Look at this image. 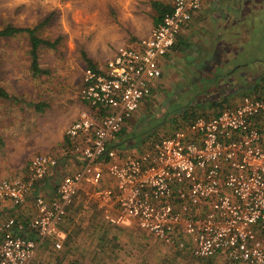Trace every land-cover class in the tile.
<instances>
[{
  "label": "built area",
  "instance_id": "2783aa9c",
  "mask_svg": "<svg viewBox=\"0 0 264 264\" xmlns=\"http://www.w3.org/2000/svg\"><path fill=\"white\" fill-rule=\"evenodd\" d=\"M202 2L172 0L148 36L84 68L81 98L90 111L65 130V154L81 166L63 175L54 197L34 196L26 225L0 223V264H28L46 240L60 249L59 226L80 195L82 207L93 205L110 224L135 222L171 247L183 248L188 237L196 258L220 253L233 264H264V95H245L139 152L118 148L120 131L162 76L160 58ZM57 165L52 154L33 155L21 176L0 180V202L25 205Z\"/></svg>",
  "mask_w": 264,
  "mask_h": 264
},
{
  "label": "rangeland",
  "instance_id": "374dc122",
  "mask_svg": "<svg viewBox=\"0 0 264 264\" xmlns=\"http://www.w3.org/2000/svg\"><path fill=\"white\" fill-rule=\"evenodd\" d=\"M153 1L171 4L172 0H0V29L9 24L37 27L40 38H60L54 48H38L39 66L47 72L38 75L30 70L26 33L0 38V84L15 98H0L9 141L18 137L37 153L42 151L37 148H57L65 124L81 106L77 102L86 59L98 67L118 46H131L148 36L156 15ZM235 1L204 0L195 14L198 18L194 16L181 29L177 47L160 58L161 78L118 137L119 152L141 151L153 138L175 131L190 112L213 115L229 105L212 102L236 100L238 90L242 92L244 85L258 79L254 75L264 73V0H248L253 7L245 6V13L232 9L240 4ZM230 9L235 14L220 17ZM235 19L227 30L243 36L244 43L238 41L241 48L238 52L224 49L223 55L234 53L230 59L228 55L211 58L213 45L234 38L216 36L225 29V21ZM74 214L77 222L67 232V244L59 250L49 243L42 245L28 264H67L74 259L82 264H233L223 255L209 261L178 254L132 221L113 226L89 210Z\"/></svg>",
  "mask_w": 264,
  "mask_h": 264
},
{
  "label": "crops",
  "instance_id": "0c3cea01",
  "mask_svg": "<svg viewBox=\"0 0 264 264\" xmlns=\"http://www.w3.org/2000/svg\"><path fill=\"white\" fill-rule=\"evenodd\" d=\"M234 3H240L238 7L232 8L233 10L240 9L241 12L238 11L239 13H245L247 8H249V6L253 7L252 1H248V0H237ZM216 6L218 8L222 9L224 4H222V5L216 4ZM244 8H245V10H244ZM233 10L228 11L227 13L224 11L221 12L220 17L224 18V16H229V18H230V16H232V14H235L233 12ZM195 14H194V16H195ZM210 15H211V13H210ZM194 16H193V19L198 18V15H196L195 18H194ZM231 19H233V17H231ZM235 22H236V19L231 21V22H228V23H227V21L224 22L225 26L223 25V27H225V29L221 33H219L220 36L217 35L216 37L220 39L221 34H223V35L227 34V36H228V34H230V35L232 34L234 38H229L228 43H223V45H221V46L213 45V49L211 50V58H212V56H219V55L226 56V55H228V57H229L228 59H230V57H234V53L231 54V53L227 52L229 54L223 55L224 49L235 48V49H237V52H238V50L241 48V47H239L238 41H240L241 43L243 41V43H244L245 39H242L243 36L237 37V35H235L237 33H235V32L230 33L227 30V26H231V24L234 25ZM221 26L222 25H220V27ZM180 33H179V35H180ZM179 35H178V38H179ZM180 44H181V42L179 39V45ZM232 51H234V50H232ZM238 66H245V65L240 64ZM262 75H264V73ZM82 77H83V73H82ZM256 81H257V79H254L253 83ZM243 87L246 90L243 89L242 92H241V90H238V92L236 93V94H238V98H236V100L234 97H232V99L226 98L225 102L223 104H227L229 106L237 105L241 101L240 96H243L244 94H246L247 88L249 87V82L246 85H244ZM10 99H14V98H10ZM218 101H220V100H218ZM227 101H231V103L228 104ZM77 103L79 105H81L79 108V111L75 112V115L70 118V120L67 124H65V126L62 130L61 137L59 138V144H57V148H53V147L37 148L39 150H42L38 153H49V154L54 155L56 157V159L58 160L57 167H55L44 180H42L41 182H39L35 185L33 193L30 195V198L28 199V202L25 205H23V206L16 205L10 200H5V201L0 202V223L6 221L9 218H15L16 220H18L22 224L26 225L27 221H29V219H31L35 214V208L33 205L34 196L35 195H44L47 198L54 197L57 184L59 183V181L61 180L63 175L72 173L73 171H76L80 168L81 160L77 155L72 154V153L65 154V144H66L65 130H66V128L72 123V121H74L76 119L78 113L81 110L90 111V107L82 100L81 95H80V100ZM216 113H218V111ZM216 113H214L213 115H215ZM4 123H5V121L3 122V119L0 116V180L3 178L21 176L25 172L28 161L30 160V158L33 155L38 154L36 151H33L31 149L28 150L27 147L24 146L18 140V137L13 136L11 138V141H9L8 138H9V135L11 133L9 132V129L6 128L7 124L4 125ZM136 150L133 151V149L131 148V149H129V151H130L129 153L135 152ZM103 184H108L107 178L104 179ZM82 199L83 198L80 195L79 199L75 202L74 206L71 207L69 210H71V212L75 213L76 212L75 208L78 207L79 211L81 213H83L84 210H88L90 208L95 209V207L93 205H88L85 208L82 207L81 206V200ZM99 216L101 217V214ZM15 232H18L21 234H28L27 229L21 230V231L16 230ZM1 240H2V235L0 233V245H1ZM184 242H185L184 247H186V249L189 250V253L192 254L191 253V247H192L191 240L189 238L187 240L184 238Z\"/></svg>",
  "mask_w": 264,
  "mask_h": 264
},
{
  "label": "trees",
  "instance_id": "16d2710c",
  "mask_svg": "<svg viewBox=\"0 0 264 264\" xmlns=\"http://www.w3.org/2000/svg\"><path fill=\"white\" fill-rule=\"evenodd\" d=\"M152 6L154 7V9L156 11V15H155V17L153 19V25L155 26L161 20V18L163 17L164 13L167 12V11H169L171 9V4H164V3L160 2V1H153L152 2ZM36 28L37 27H23V26H14V25H10L9 24V25H6V26H4L3 28L0 29V38L12 37V36H15V35L21 34V33H26L28 35V38H29V47H30V50H29L30 70H31V72H32L33 75H38L40 73H47L46 70H42L40 68V66H39V62H38V48L41 45H44V46L50 47V48H54L59 43V41H60V38L59 37L56 38V39H54V40H51V41L50 40H47V39L40 38L36 34ZM175 43H174V45H175ZM174 47H177V46L175 45ZM174 47H172V49ZM86 61L88 63V66L93 67V68L96 67L94 64H91V62L89 61V59H86ZM251 75L253 77V74H251ZM257 75L258 74L254 75V76L258 77L257 81L254 82L253 84L249 85V87L247 88V92L244 95H249L251 97H259V96L264 95V75H262V74H259L258 76ZM0 97L1 98H6V99H8V98H14L9 93H7L6 90L1 85H0ZM224 102H225V98L222 99V100H220V101H217V102H212L211 104H213V105L215 104V105L222 106ZM37 106L40 107L39 104L36 105V108H37ZM200 116L209 117L206 114L203 115V113H201V114L198 115L197 112H190L189 114H186L183 117L180 125L177 126L175 128V130L176 129H181V128L187 127V125L191 121H193L194 119H196L197 117H200ZM123 131H124V128H122V130L120 131L119 136L123 133ZM172 133L173 132L167 133V134H163L162 136H159V137H155L149 143H151L152 141L158 140L161 137H165V136L171 135ZM149 143H147V144H149ZM147 144L145 145V147L147 146ZM88 210L91 213L99 214V212L96 211L93 208H90ZM76 222H77V215H75L73 212H71V210H68L67 215L64 217V220L62 221V223L59 226L60 229L62 230V232L64 233V239H63L62 245L63 244L66 245L67 244V238L70 237L69 234H68V237H67V232L70 229L73 228V225L75 226ZM105 222L108 223V224H110L107 221H105ZM110 225H113V224H110ZM113 226H122V225H113ZM48 243L52 246V248L54 250H59V249H55L54 248V246H53V244L51 243L50 240H46L43 243V245L44 244H48ZM173 248L175 249V252H178V254L180 252H183V253H188L191 257H194L192 254L189 253V250H187L186 247H183V248L173 247ZM217 255L220 256L222 254L219 253V254H216L215 256H217ZM213 257L214 256H211V257H208V258H196V257H194V258L199 259V260H209V261H211ZM67 264H82V262H80L77 259H74V260H70Z\"/></svg>",
  "mask_w": 264,
  "mask_h": 264
}]
</instances>
